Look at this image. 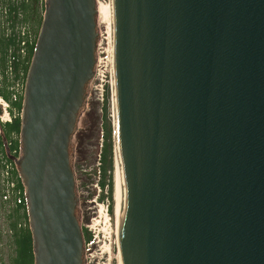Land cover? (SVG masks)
Returning <instances> with one entry per match:
<instances>
[{
	"label": "water",
	"instance_id": "95a60500",
	"mask_svg": "<svg viewBox=\"0 0 264 264\" xmlns=\"http://www.w3.org/2000/svg\"><path fill=\"white\" fill-rule=\"evenodd\" d=\"M121 264H264V0H112ZM94 0H48L26 81L36 264H84L69 141Z\"/></svg>",
	"mask_w": 264,
	"mask_h": 264
},
{
	"label": "rangeland",
	"instance_id": "374dc122",
	"mask_svg": "<svg viewBox=\"0 0 264 264\" xmlns=\"http://www.w3.org/2000/svg\"><path fill=\"white\" fill-rule=\"evenodd\" d=\"M96 9V40L94 75L86 84L83 103L77 113L76 126L70 138V154L76 180V196L78 218L80 223L89 227L93 233V241L85 248V264H121L119 245V206L117 189L118 159L116 137L114 135V162L112 171L105 175L100 173L102 162V129L112 125L114 111V79L112 49L113 7L111 0H94ZM41 9L40 15L43 14ZM31 25V24H30ZM38 25H32L35 31ZM105 186L102 187L101 182ZM113 181L114 217L111 219L110 188ZM117 199V200H116ZM12 204L11 211L16 209ZM22 210V209H21ZM0 208V256L1 264H10V254L14 256V246L8 241V217ZM118 216V221H117ZM120 242V243H119Z\"/></svg>",
	"mask_w": 264,
	"mask_h": 264
},
{
	"label": "trees",
	"instance_id": "16d2710c",
	"mask_svg": "<svg viewBox=\"0 0 264 264\" xmlns=\"http://www.w3.org/2000/svg\"><path fill=\"white\" fill-rule=\"evenodd\" d=\"M22 10L24 12V16L22 18V22L20 21V24L25 26L28 30H30V27L33 25H38L36 27L39 29L41 25V16H40V3L39 0H28V4L22 5ZM13 19L12 16V23L16 25V22ZM28 22V23H27ZM31 24V25H30ZM14 43V44H12ZM16 42L14 40L2 38V42L0 44V49H2V55L4 58V62L9 58L10 56V49L9 47H16ZM17 49V48H16ZM34 46H30L28 48V52H33ZM0 65L1 59H0ZM3 95L5 98L9 99L10 94L9 92L4 89ZM11 101V100H10ZM12 107L21 108L22 103L21 101L13 102L11 101ZM21 121L19 118L15 119L14 121L8 123L5 126L4 129V137H9L14 131L17 132L20 129ZM102 137H103V143H102V162L100 166V173L102 170V175H105L108 169L112 171L113 169V162H114V133L113 128L110 123V126L105 129V127L102 129ZM16 146V145H15ZM3 141L0 140V150H3ZM102 187L105 186L104 181L101 182ZM19 185L21 187H24V184L21 180H19ZM113 181H111V188H110V198H111V206L109 208L111 219L114 217V197H113ZM25 200V199H24ZM22 209V210H21ZM12 216L15 220L14 223L11 222V226H13V229L15 230V243H16V256L13 260V264H33L34 263V254H33V241H32V233L29 228V217L27 213V204L26 202H23L19 205H17L14 212L9 214V218ZM24 220L26 221L27 225L25 227H19V221ZM84 239H85V247L86 244L93 241V233L88 229V226L82 225ZM11 241V240H10ZM13 242V241H12ZM117 264V263H114Z\"/></svg>",
	"mask_w": 264,
	"mask_h": 264
},
{
	"label": "built area",
	"instance_id": "2783aa9c",
	"mask_svg": "<svg viewBox=\"0 0 264 264\" xmlns=\"http://www.w3.org/2000/svg\"><path fill=\"white\" fill-rule=\"evenodd\" d=\"M28 0H0V33L5 34L6 36L9 35L11 31L10 28L7 27L8 23V12L9 7L8 5L14 4V5H20L21 3H26ZM22 14L19 12L18 17H21ZM16 32L18 35V40L20 41V48H19V55L20 57H25L26 55V44L28 41V29L23 26L22 24H19V22L16 24L15 27ZM0 57H1V51H0ZM7 79L8 81L12 82L11 89L13 90V97H16L18 93L21 92L22 89V83L20 79H17L15 76V71L13 68V58H12V49H10V56L7 58V60L4 62V65H0V84L1 82ZM0 106L2 108V112L0 114V123L4 124L6 122H9L15 117L18 112L16 110H11L10 104L2 97L0 94ZM0 133H1V124H0ZM12 169L11 163H7L5 165V169L0 173V182L3 185V192H4V198L7 199L10 197V194L12 192V188L15 186L14 182L11 180V173L10 170Z\"/></svg>",
	"mask_w": 264,
	"mask_h": 264
},
{
	"label": "bare ground",
	"instance_id": "6f19581e",
	"mask_svg": "<svg viewBox=\"0 0 264 264\" xmlns=\"http://www.w3.org/2000/svg\"><path fill=\"white\" fill-rule=\"evenodd\" d=\"M111 2H112V0H111ZM113 29H114V25H113ZM113 36H114V34H113ZM114 111H115V119H116L117 115H116V101H115V86H114ZM117 159H118L117 161H118V164H119L118 172H117V189H118V206H119L118 210H119V221H120V224H119V229H120L119 230V235H120V233H121V223H122L123 215H122V179H121V169H120V163H119V155H117ZM117 221H118V216H117Z\"/></svg>",
	"mask_w": 264,
	"mask_h": 264
},
{
	"label": "flooded vegetation",
	"instance_id": "af4514ba",
	"mask_svg": "<svg viewBox=\"0 0 264 264\" xmlns=\"http://www.w3.org/2000/svg\"><path fill=\"white\" fill-rule=\"evenodd\" d=\"M23 112H24V110L22 109V110H21V115H20L19 117H22V116H23ZM21 122H22V121H21ZM21 127H22V124H21ZM21 131H22V128L19 130V133H20V134H21ZM19 133H18V131L15 132L16 137L18 136ZM20 134H19V135H20ZM16 142H17V140L14 142V144H15ZM20 146H21V145H20ZM20 146H19L18 148H16V150H14V151H15V154L18 153V157L21 156V153H20ZM21 149H23V147H22ZM15 169H16V171H18V176H20V177L23 178V180H24V177H23L22 172L20 171V168L18 169V168L16 167ZM13 223H14V222H13ZM12 241H13V246H14L15 252H14V256H12V254H10L9 256H10V261L13 262V259H14V257L16 256L15 230H14V234H13ZM12 264H13V263H12ZM33 264H35V263H33Z\"/></svg>",
	"mask_w": 264,
	"mask_h": 264
}]
</instances>
